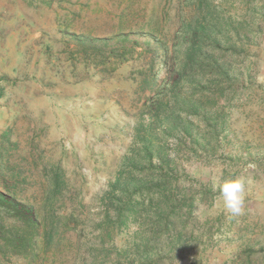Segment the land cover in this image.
Listing matches in <instances>:
<instances>
[{
    "label": "rangeland",
    "instance_id": "obj_1",
    "mask_svg": "<svg viewBox=\"0 0 264 264\" xmlns=\"http://www.w3.org/2000/svg\"><path fill=\"white\" fill-rule=\"evenodd\" d=\"M205 18L229 82L182 90L181 124L161 139L150 107L168 87L167 69L182 60L185 27L208 28ZM199 102L202 113L187 111ZM149 129L179 166L175 182L196 198V225L172 263L262 264L264 0H0V189L15 185L19 200L40 207L45 169L60 166L86 206L78 212L84 230L66 233L47 264L76 263L79 234L93 235L103 195ZM235 178L245 180L238 215L225 210L217 188ZM137 227L115 230V247L127 246ZM0 264L28 263L0 255Z\"/></svg>",
    "mask_w": 264,
    "mask_h": 264
},
{
    "label": "trees",
    "instance_id": "obj_2",
    "mask_svg": "<svg viewBox=\"0 0 264 264\" xmlns=\"http://www.w3.org/2000/svg\"><path fill=\"white\" fill-rule=\"evenodd\" d=\"M205 20L208 28L206 24L200 27L198 23L194 27H185L182 60L178 68L167 69L168 87L150 107L156 124L164 126L160 130L161 139L165 134L177 131L175 127L181 124L180 114L187 107L182 104L184 100L181 101L182 90L188 87L192 93L200 94V88L201 92L204 89L210 91L213 82L221 89L225 81L229 82L225 62L220 63L214 53L220 45L216 27L211 26V19ZM206 49L210 52L205 53ZM188 70L193 71L191 76ZM214 74L221 78L213 80ZM201 104L205 103L188 106L187 111L200 114ZM202 119L208 127H213L215 133L212 134H216L217 128L210 121L213 115L209 117L204 113ZM181 130L189 134L191 125L186 124ZM157 140L151 129L139 137L132 157L127 158L110 190L103 195L106 209L101 222L94 226L95 232L89 237L85 232L79 234L83 240L79 243L80 255L75 264H107L108 261L112 264H173V257L169 255L175 251L174 247L184 249L190 229L196 225L193 218L196 198L186 192L185 186L175 182L178 180L176 174H180L179 166L169 159L167 148L157 144ZM154 157L159 160L157 165H153ZM45 172L48 183L40 207L19 200L15 185L0 189V255L4 258L10 256L24 259L28 264H47L49 252L60 249L66 233L84 230L79 229L82 224L78 212L86 206L76 199L77 192L68 183L63 169L52 166ZM133 224L139 227L132 241L125 247L116 248L112 242L114 231L125 230ZM85 238L88 240L84 242ZM165 246L169 247L167 251ZM248 260L254 264L253 259ZM263 261L264 257L262 264Z\"/></svg>",
    "mask_w": 264,
    "mask_h": 264
},
{
    "label": "clouds",
    "instance_id": "obj_3",
    "mask_svg": "<svg viewBox=\"0 0 264 264\" xmlns=\"http://www.w3.org/2000/svg\"><path fill=\"white\" fill-rule=\"evenodd\" d=\"M225 210L232 215L241 214L244 203L245 180L243 178L223 179L217 185ZM135 226H133L134 228Z\"/></svg>",
    "mask_w": 264,
    "mask_h": 264
}]
</instances>
